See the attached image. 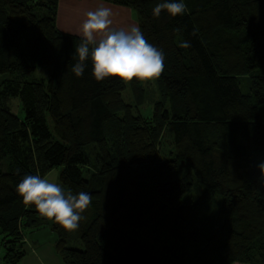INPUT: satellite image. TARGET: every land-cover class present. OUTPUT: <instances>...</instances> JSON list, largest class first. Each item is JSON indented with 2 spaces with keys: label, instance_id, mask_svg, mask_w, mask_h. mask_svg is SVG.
Wrapping results in <instances>:
<instances>
[{
  "label": "trees",
  "instance_id": "16d2710c",
  "mask_svg": "<svg viewBox=\"0 0 264 264\" xmlns=\"http://www.w3.org/2000/svg\"><path fill=\"white\" fill-rule=\"evenodd\" d=\"M58 1L0 0L1 263L20 264L25 231L49 227L63 264H264V0H183L184 14L158 18L164 0H99L132 9L163 51L148 115L142 82L97 81L90 62L74 75L81 38L56 27ZM38 69L50 74L24 79ZM56 167L92 196L75 231L16 192Z\"/></svg>",
  "mask_w": 264,
  "mask_h": 264
},
{
  "label": "clouds",
  "instance_id": "9594fccd",
  "mask_svg": "<svg viewBox=\"0 0 264 264\" xmlns=\"http://www.w3.org/2000/svg\"><path fill=\"white\" fill-rule=\"evenodd\" d=\"M165 11L175 17L187 11L183 0H164L153 9L159 17ZM113 10L99 5L88 10L79 27L81 43L76 47V63L72 72L82 77L86 62L91 63V74L97 81L117 78L130 82H149L159 79L164 71L163 51L149 43L139 25L113 26ZM179 47L187 49L191 43L181 42ZM264 171V162L258 165ZM23 203L32 206L43 217L54 220L62 229L75 231L90 206L92 196L87 192L73 193L54 179L40 174L24 176L16 187Z\"/></svg>",
  "mask_w": 264,
  "mask_h": 264
},
{
  "label": "crops",
  "instance_id": "0c3cea01",
  "mask_svg": "<svg viewBox=\"0 0 264 264\" xmlns=\"http://www.w3.org/2000/svg\"><path fill=\"white\" fill-rule=\"evenodd\" d=\"M106 5L113 10V26L127 27L137 24L136 13L129 8L115 6L99 0H59L56 27L63 33L79 36V27L84 18L85 12L94 9L99 5ZM36 231L29 232L31 236ZM54 242V240H53ZM53 242H40L37 238L30 243L25 242V255L20 264H63L53 248Z\"/></svg>",
  "mask_w": 264,
  "mask_h": 264
},
{
  "label": "rangeland",
  "instance_id": "374dc122",
  "mask_svg": "<svg viewBox=\"0 0 264 264\" xmlns=\"http://www.w3.org/2000/svg\"><path fill=\"white\" fill-rule=\"evenodd\" d=\"M49 74H50V69H38L37 71L33 72L31 75L24 76V79L26 81L38 80L41 78L45 79L48 77ZM8 77H9V75H7V74H0V82L3 81L4 79L8 78ZM142 85L146 90V99H145L144 105L140 108V112L143 115H148L151 112L154 101H156L159 97V91H158V86H157L156 81L142 82ZM241 87H242V91L245 92V91H247L248 85H247V83L242 84ZM124 94H125V99L130 102L131 99H130L129 92L126 91ZM13 100H15L14 102H12L13 112L18 117H22L23 113L21 111L19 99L16 98ZM260 112H261L262 118L264 119V105H262L260 107ZM48 123H49L50 128L52 129L51 122H48ZM91 148H92V146H89L86 150L90 151ZM170 149H171V138L168 135V133L166 132L163 134V137L161 139L160 151H161V153H166ZM60 170H61L60 167H56V168L52 169L46 176H48L50 179H54L56 182L59 183L58 176H59ZM89 173L90 172H88L86 175H88ZM87 211L91 212V209L88 207ZM206 214H207V212H206ZM25 237H26L27 243H30L31 240H35L37 238L42 243H45L46 241H48V243H51L54 240V234L49 229V227H44L43 229L34 232V234L32 236L29 233V231L27 230V231H25ZM2 238H3L2 235H0V264H2L1 263L2 257L5 253V247L3 245ZM66 246L70 247V248H76V249H82L83 248V245L81 244V242L79 240H77L76 238H74L72 241L68 242ZM234 264H241V263H234Z\"/></svg>",
  "mask_w": 264,
  "mask_h": 264
}]
</instances>
